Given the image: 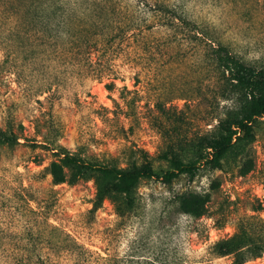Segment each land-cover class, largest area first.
Instances as JSON below:
<instances>
[{
    "label": "rangeland",
    "instance_id": "rangeland-1",
    "mask_svg": "<svg viewBox=\"0 0 264 264\" xmlns=\"http://www.w3.org/2000/svg\"><path fill=\"white\" fill-rule=\"evenodd\" d=\"M185 3L214 43L264 68V0ZM164 51L134 65L41 52L22 69L0 47V129L18 138L0 145V264H70L69 253L44 242L63 233L104 264H264V118L222 169L170 184L143 179L134 209L123 215L111 199L93 211L94 177L73 182L64 168L65 181L56 183L50 173L60 148L116 167L141 162L144 151L158 171L168 168L161 155L170 145L184 161L195 158L190 140L213 135L230 103L210 106L214 85L200 53ZM160 104L173 109L163 115ZM184 197L198 208L186 212ZM241 229L252 243L240 254H218L217 244Z\"/></svg>",
    "mask_w": 264,
    "mask_h": 264
},
{
    "label": "trees",
    "instance_id": "trees-1",
    "mask_svg": "<svg viewBox=\"0 0 264 264\" xmlns=\"http://www.w3.org/2000/svg\"><path fill=\"white\" fill-rule=\"evenodd\" d=\"M185 6V0H0V47L16 67H30L35 63L34 55L41 52L61 57H119L134 65L136 57L158 49L164 48L167 53L187 50L200 53L201 64L209 73L207 78L213 82L215 96L210 106L220 105L221 99L230 103L223 106L226 115L217 119L213 135L198 134L190 140L193 160L184 161L169 146L161 155L168 163L166 170L158 171L144 151L141 162L116 167L60 148L56 152L60 164H52L50 173L56 183L65 181L64 168L70 170L73 182L94 177L97 192L93 211L105 199L117 205L120 215L132 211L143 179L170 184L181 175L194 177L202 168L222 169L225 157L238 142L256 137V123L264 118V68L247 63L223 43H214L198 21L191 19ZM107 86H113V82ZM159 109L168 115L173 107L160 104ZM210 112L207 108L203 114L209 118ZM17 140L13 131L0 129V145ZM183 206L186 212L198 208L185 197ZM60 237L44 242L69 253L73 257L70 264L105 263L103 257L94 256L67 234ZM251 243V235L241 229L218 243L216 251L223 256L240 254Z\"/></svg>",
    "mask_w": 264,
    "mask_h": 264
}]
</instances>
